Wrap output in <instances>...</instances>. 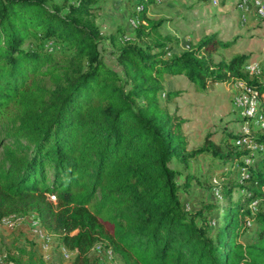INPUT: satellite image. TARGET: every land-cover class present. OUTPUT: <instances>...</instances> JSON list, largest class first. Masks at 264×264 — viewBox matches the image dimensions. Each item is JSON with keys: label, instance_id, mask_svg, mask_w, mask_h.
<instances>
[{"label": "trees", "instance_id": "16d2710c", "mask_svg": "<svg viewBox=\"0 0 264 264\" xmlns=\"http://www.w3.org/2000/svg\"><path fill=\"white\" fill-rule=\"evenodd\" d=\"M96 1L0 0V221L35 215L60 249L77 251L70 264H93L99 243L118 264H264V135L246 137L262 152L222 151L211 141L188 151L182 120L167 108L177 94L164 78L183 75L201 90L242 82L262 95L264 61L258 76L245 69L248 55L216 62L229 44L215 35L174 53L178 41L146 16L154 0H140L134 38H107L112 65L100 50ZM200 154L223 166L251 160L235 202L234 186H219L227 206L218 226L215 206L188 211L181 196L196 180L183 171ZM245 218L249 243L240 242ZM4 260L45 264L22 247Z\"/></svg>", "mask_w": 264, "mask_h": 264}, {"label": "rangeland", "instance_id": "374dc122", "mask_svg": "<svg viewBox=\"0 0 264 264\" xmlns=\"http://www.w3.org/2000/svg\"><path fill=\"white\" fill-rule=\"evenodd\" d=\"M56 1L65 4L66 2L75 3V0ZM238 1L210 0L207 4H200L196 0H154L148 6L146 16L162 22L158 32L176 39L177 47L182 50H186L205 37L215 35L221 43L229 44L214 53L213 58L216 62L220 59L228 61L235 55L245 54L250 58L249 63L253 61L260 63L264 61V19L251 17L252 19H247L245 24H241L237 9ZM95 5L93 16L105 38L100 44V50L106 62L112 64L111 48L107 38L112 34H116L121 40L124 36L127 39L134 38L135 30L130 28L128 20L133 16L135 2L133 0H97ZM52 47L54 46L50 44L49 48ZM164 78L166 89L177 94L167 103V108L171 114L182 120V133L187 141L188 151L204 147L207 141L219 146L222 151L238 149L240 145L235 139L245 136L244 120L233 106L232 96L237 90L231 86V82L219 85L207 83V87L203 90L196 87L194 90L193 85L191 86L183 75L179 78L165 75ZM160 99L164 101V95H161ZM256 134L264 135V132L250 130L248 136ZM240 148V151L247 149L245 145ZM248 160L243 157L223 166L210 154H200L192 158L190 166L183 172L194 175L196 180L192 181L189 193L186 196L181 195L187 203L188 211L196 210L202 204L213 205L216 209L211 216L212 226H218L221 212L226 208L227 203L225 199L212 195L211 180L217 179L218 188L225 185L226 187L234 186L231 198L235 202L239 191L236 184L239 182L240 174H246V168L251 165ZM221 173L227 176L223 179L218 178ZM182 177L183 174L179 176L180 181ZM248 209L251 213L253 212L252 202L248 205ZM10 218L11 220L7 223L0 222V255L12 254L22 247L36 250L45 260V264H70L71 260L66 261L63 258L58 239L53 234L46 232L50 235L48 249L47 251L40 249L43 240L34 233L36 229L33 225L37 220L35 215L30 214L18 219ZM247 220L250 219L245 218L242 224ZM245 226H247L246 223ZM253 230L252 226L246 227L240 242H251ZM102 245L107 247L105 244ZM104 247V250L102 249L99 253L91 252V257L95 259L93 264H99L100 259L107 260ZM112 264L118 263L114 260Z\"/></svg>", "mask_w": 264, "mask_h": 264}, {"label": "built area", "instance_id": "2783aa9c", "mask_svg": "<svg viewBox=\"0 0 264 264\" xmlns=\"http://www.w3.org/2000/svg\"><path fill=\"white\" fill-rule=\"evenodd\" d=\"M140 0H134L135 3H138ZM253 9L254 17L257 19H264V0H239L237 9L240 13V20L241 24H245L248 19V9ZM138 9V8H137ZM140 23L137 19H129L128 24L130 28H136L138 24ZM127 39V38H126ZM246 71L250 76H258L260 74V67L259 63L256 61L248 62L246 67ZM235 88L237 92L232 96V103L233 106L238 112L240 113V116L244 120V138H241L237 141L238 145H245L247 149L255 152H262L263 147L261 145H258L250 140H248L246 137L248 134H250V130H253L254 132H264V109L261 108V103L264 101V94L259 95L257 91L251 89L250 87L245 86L242 82H235L234 83ZM250 136V135H249ZM248 161L251 160L249 159ZM246 161V162H248ZM245 162V163H246ZM249 163V164H250ZM212 193L215 197H221L220 190L218 188V181L216 178L212 179ZM253 203V212L255 211V206L257 204L256 201ZM186 210H188L187 206L185 207ZM252 212V213H253ZM18 219V218H17ZM11 220L10 217L3 218L0 222L7 223ZM245 223L247 226H245ZM244 227L252 226L251 220H247L243 223ZM36 229L35 235H37L42 241L40 249L42 251H47L48 249V243L50 241V235L46 234V231H44L40 225L39 221L36 220L33 225ZM107 246V245H106ZM102 243L96 244L92 251L100 252L103 249ZM105 253L107 256V260H99V264H112L114 262V256L112 253V250L109 246L104 247ZM104 250V249H103ZM75 252L68 251L65 248H61V253L63 258L66 261H70L71 257ZM5 256L0 255V264H14L13 262H5L4 260Z\"/></svg>", "mask_w": 264, "mask_h": 264}, {"label": "crops", "instance_id": "0c3cea01", "mask_svg": "<svg viewBox=\"0 0 264 264\" xmlns=\"http://www.w3.org/2000/svg\"><path fill=\"white\" fill-rule=\"evenodd\" d=\"M247 15H248V19H252V18H254V13H253V9L250 7L249 9H248V12H247ZM252 17V18H251ZM186 49H188V48H186ZM182 51H184V49L182 50L181 48H176V49H174L172 52H174V53H180V52H182ZM172 77H174V78H179V76H172ZM166 82L168 83V80L166 79ZM189 83V82H188ZM234 83L235 82H231L230 84H231V86L234 88V89H236L235 88V85H234ZM219 84H221V83H214V84H211V85H219ZM167 85V84H166ZM190 85L192 86V84L190 83ZM207 86H205V88H206ZM192 88L194 89V85L192 86ZM195 90V89H194ZM76 255V253H74L73 255H72V257H71V260H72V258H74V256Z\"/></svg>", "mask_w": 264, "mask_h": 264}]
</instances>
